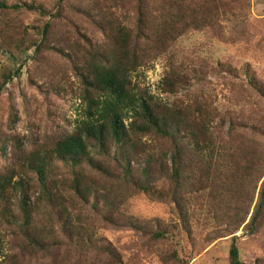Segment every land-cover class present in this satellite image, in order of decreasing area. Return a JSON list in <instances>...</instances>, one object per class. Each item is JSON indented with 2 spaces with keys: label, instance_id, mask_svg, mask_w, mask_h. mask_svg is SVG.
Masks as SVG:
<instances>
[{
  "label": "trees",
  "instance_id": "1",
  "mask_svg": "<svg viewBox=\"0 0 264 264\" xmlns=\"http://www.w3.org/2000/svg\"><path fill=\"white\" fill-rule=\"evenodd\" d=\"M24 9L39 17V23L31 26L34 33L13 16ZM214 10L209 0H130L129 5L127 0H16L14 4L0 0V22L7 27V32L0 35V56L17 64L19 56L31 48L36 55L54 53L67 61L80 82L81 118L74 129L57 132L51 141L28 153H15L0 168V224L18 228L21 253L41 254L36 264L65 261L66 255L58 257L62 246L84 241L74 232L75 198L113 208L131 193L170 201L175 203L183 230L188 233L190 214L184 208L193 198L191 191L218 182L221 187L216 197L227 195L230 186L233 194H240L237 208L228 217L243 223L251 201L247 208L243 205L242 216L241 204L253 198L246 184L255 174L258 158L264 167L263 126L257 128L262 140L261 157L248 161L242 149L239 153L226 147L235 143L232 131L229 142L215 134L218 127L214 124L221 114L203 91L168 102L134 79L140 67L169 51L187 30H204L212 25ZM68 12L73 18H68ZM11 23L14 31L9 30ZM60 25V32L54 30L55 42H50L52 29ZM98 34L105 36L103 41L98 40ZM219 65L226 69L225 64ZM224 71L235 73L232 67ZM18 74L0 59V92ZM197 77V71L184 61L168 56L161 89L176 97L196 79L202 83L203 78ZM249 82L264 100V87L253 79ZM9 142L1 143L2 154ZM58 163L68 168L71 177L59 176ZM263 175L264 171L258 178ZM213 203L217 208L222 204L217 200ZM51 212L57 216L58 231L50 221ZM263 218L264 180L247 227L254 230L262 226ZM173 234L168 228L152 232L157 240ZM229 261L244 264L235 242L229 250Z\"/></svg>",
  "mask_w": 264,
  "mask_h": 264
},
{
  "label": "rangeland",
  "instance_id": "2",
  "mask_svg": "<svg viewBox=\"0 0 264 264\" xmlns=\"http://www.w3.org/2000/svg\"><path fill=\"white\" fill-rule=\"evenodd\" d=\"M28 1L35 3L37 0ZM209 1L215 8L210 19L212 25L204 30H187L169 51L147 66L140 67L134 79L150 93L168 102L203 91V95L210 98L221 114L214 124L218 127L215 134L220 140L229 142L232 131L236 144L226 147L233 152L236 148L239 153L242 149L248 161H252L257 156L261 157L259 143L262 140L257 128H264V100L249 86V80L253 79L264 87V0ZM7 2L14 4L16 0ZM216 14L218 17L215 19ZM116 15L119 18L123 16L119 11ZM13 16H17L19 23L34 33L31 26L39 23L36 13L24 9ZM68 18H73L72 12H68ZM15 23L18 24L16 20ZM62 27L52 29L50 42L56 40L54 30L58 28L60 32ZM9 30L14 31L12 23ZM6 32V25L0 22V35ZM97 38L103 41L105 36L98 34ZM174 55L178 61H184L193 68L194 72L196 70L197 78H203L200 84L196 79L194 83L186 85L176 97L165 94L161 89V81L168 70V56ZM0 59L19 71L0 92L2 168L15 153H28L51 141L57 132L72 131L81 118V100L78 97L79 78L60 56L45 52L36 55L31 48L19 56L17 64L4 55ZM220 63L225 64L226 69L234 68L235 73L224 71L226 69H222ZM39 86H42V90ZM47 88L51 90L46 91ZM233 124L236 130H233ZM253 126L254 130H251ZM7 141L10 142L2 154L1 143ZM58 164L59 176L66 174L71 177L68 168ZM262 171L263 163L258 158L255 174L246 184L253 198L241 204L242 216L243 205L247 208L251 201L249 214L243 223L228 217L237 208L240 199V194L232 193V186L227 195L218 194V197L215 196L221 187L218 182L207 183L199 190L191 191L193 198L187 202L188 206L184 204V209H188L190 214L188 233L183 230L175 203L170 201H155L148 195L131 193L113 208L105 207L102 202L95 206L91 199L82 202L75 198L72 212L74 232L83 236L84 241L64 244L58 257L66 255L65 261H61L63 264H230L229 250L235 242L244 264H264V218L262 226L254 230L247 227L264 180V175L262 179L258 178ZM34 198L35 195H32L31 199ZM215 200L222 202L219 208L213 203ZM12 208L17 211L16 205ZM103 215L111 220L104 219ZM50 221L58 231L54 212H51ZM1 224L0 264H36L41 260V254L19 251L16 226ZM166 228L174 232L169 238L157 240L152 236L154 230ZM106 248H110V251ZM174 253L179 260L174 258Z\"/></svg>",
  "mask_w": 264,
  "mask_h": 264
}]
</instances>
